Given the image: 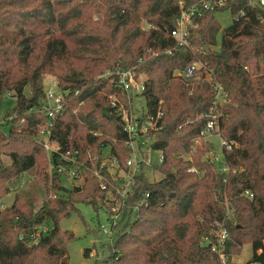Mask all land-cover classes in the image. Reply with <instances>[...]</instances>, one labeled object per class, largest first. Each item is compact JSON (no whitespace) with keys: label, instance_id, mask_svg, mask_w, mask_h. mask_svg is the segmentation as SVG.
Masks as SVG:
<instances>
[{"label":"trees","instance_id":"obj_1","mask_svg":"<svg viewBox=\"0 0 264 264\" xmlns=\"http://www.w3.org/2000/svg\"><path fill=\"white\" fill-rule=\"evenodd\" d=\"M199 1L0 0V96L16 99L0 124V203L31 171L46 195L38 205L32 192L17 190L12 203L0 208V264H67L74 234L60 228L61 220L77 203L103 207V193L89 170H83L82 188L68 191L62 176L48 173L37 135L49 122L44 79L51 76L66 92L53 140L79 150L83 166L98 165L104 149L124 166L129 149L121 109L133 111L117 86L116 70L144 76L143 114L162 112L151 147L163 161L150 166L160 179L148 180L143 166L135 177L107 259L221 264L202 238L224 228L228 264L245 245L252 247L249 261L264 262V8L227 0L201 10L191 18V49L178 47L170 32L181 9ZM225 10L232 21L220 29L216 15ZM194 61L211 70L228 95L219 133L236 146L221 150L228 166L223 173L208 157L213 144L194 142L207 119L212 87L175 75ZM49 191L55 197H48ZM145 194L146 202L139 204Z\"/></svg>","mask_w":264,"mask_h":264},{"label":"built area","instance_id":"obj_2","mask_svg":"<svg viewBox=\"0 0 264 264\" xmlns=\"http://www.w3.org/2000/svg\"><path fill=\"white\" fill-rule=\"evenodd\" d=\"M243 1L248 5H259L264 8V0ZM226 2L227 0H200L198 5L183 7L176 21L175 28L170 32L177 46L191 49L188 32L192 26L191 18L193 15L200 14L201 10H208L214 8V6L224 5ZM115 75L117 86L129 102L134 94L138 95L143 91L144 76H136L130 70H116ZM175 75L187 82L194 80L206 81L211 85L213 90V99L209 111L206 114L207 119L204 127L194 139V142L200 144L201 141H206L209 136L216 135L220 139L221 150L232 151L236 144L233 141H228L221 137L218 124L221 109L227 103L228 95L223 86L215 79L213 72L206 69L201 61H194L187 64L183 69L177 70ZM44 94L46 100L45 114L49 122L39 128L37 142L47 154V171L50 175L55 173L62 176L64 181L71 185V188H79L82 186L84 182V169L89 170L94 175L97 179L99 189L103 193V198L100 202L107 212L109 222V227L101 225L100 230L103 234H108L111 239L113 234L117 235L129 197L135 192V177L142 171V166H151L149 165L147 150L143 149L142 146L147 140L153 138L161 128L159 120L162 112L157 110L154 114L149 115L143 113L136 114L134 112L128 113L123 107L121 109V116L127 135L126 146L129 149V157L125 165H120L115 157L110 156V150L104 149L100 156L99 164L95 165L93 163L92 167H86L80 161L79 150L70 149L67 146L63 147L53 140V128L55 121L63 113L66 92L63 93L59 90L56 87L55 80H53L52 84L44 90ZM87 155L89 158L91 157L89 152ZM208 157L215 162L217 172L223 173L228 170V166L220 154L218 155L215 151H211ZM162 161L163 155L160 154L159 163ZM189 171L192 172L195 169L190 168ZM62 186L68 188L63 183ZM244 194L251 197L249 191H245ZM147 196V194L142 196L139 204L145 203ZM226 214H230L228 208L226 209ZM227 241L228 233L224 228L213 229L210 236L202 238V244L210 246L211 252L219 257L221 264H228L224 253ZM260 251L261 249H257L255 252L259 254ZM243 264H264V262L249 261L248 259Z\"/></svg>","mask_w":264,"mask_h":264},{"label":"rangeland","instance_id":"obj_3","mask_svg":"<svg viewBox=\"0 0 264 264\" xmlns=\"http://www.w3.org/2000/svg\"><path fill=\"white\" fill-rule=\"evenodd\" d=\"M216 19V23L220 29H223L224 27L230 25L232 21L231 13L229 10L221 11L217 13ZM143 27H146V25L143 24ZM261 63L262 68L264 69L263 60ZM53 80L55 79L51 76L45 77L44 90L52 84ZM127 102L130 105V109L134 113L140 114L144 112L145 103L144 98L141 95L134 94L130 99V102L128 100ZM15 103V97L10 94L0 96V124H2L5 121L6 116L11 113ZM4 131H8V126L4 127ZM153 140L154 138H150L142 146L143 149L147 150L149 165L151 166L159 163V156L161 154L159 150L151 147ZM206 141L213 144V151H215L218 155L221 153L220 139L218 136H209ZM144 175L150 181L161 178V174L157 171H153L150 166H146L144 168ZM63 184L70 189L73 188H71V185L65 181H63ZM17 190L32 192L36 197L38 205L46 199L42 183L38 180L34 172L31 171L24 174V177L22 178L20 184L16 187V190H12L2 199L0 208H5L12 203L14 194ZM51 192L52 191H49L48 197L53 198L54 194H51ZM101 225L109 227L107 212L104 207L99 205L94 206L89 203L75 204V210L72 211L67 218L61 220L60 228L74 234V239L68 241L66 247L67 264H111V261L107 259L110 254L108 245L110 244V241H113L116 238V234H113V237L110 239L108 234H103L101 232ZM86 249L91 251V254L88 256L84 255V251ZM251 254V245H245L242 248L240 255L232 258V264H243L245 261L250 259Z\"/></svg>","mask_w":264,"mask_h":264},{"label":"water","instance_id":"obj_4","mask_svg":"<svg viewBox=\"0 0 264 264\" xmlns=\"http://www.w3.org/2000/svg\"><path fill=\"white\" fill-rule=\"evenodd\" d=\"M64 190H65V191H68L69 189L64 187Z\"/></svg>","mask_w":264,"mask_h":264}]
</instances>
